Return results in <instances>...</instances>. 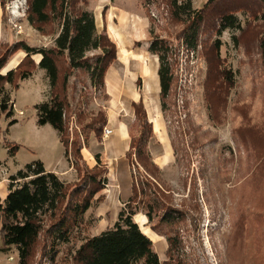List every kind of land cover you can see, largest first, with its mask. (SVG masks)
Instances as JSON below:
<instances>
[{
  "label": "rangeland",
  "instance_id": "374dc122",
  "mask_svg": "<svg viewBox=\"0 0 264 264\" xmlns=\"http://www.w3.org/2000/svg\"><path fill=\"white\" fill-rule=\"evenodd\" d=\"M139 1L140 12L148 20L147 40L141 42H147L149 52L134 56L130 52L126 58L116 52L102 87H91L84 72L70 74L65 110L69 151L73 155L72 140L82 146L95 137L94 132L83 126L99 112L106 118L116 115L126 122L130 140L134 141L140 127L130 102L132 93L138 92L147 111V120L153 123L149 154L159 164L162 156H166L156 178L163 189L171 190V205L178 215L177 220L169 224L160 221L159 216L151 224H146L142 213L134 216V221L152 241L161 264H264V237H261L264 236V208L251 205L264 204V57L260 47L264 41V5L257 0H236L251 9L235 12L241 30L226 29L219 34L213 26L206 25L200 33L198 46L191 49L180 38L187 27L169 18L165 1ZM207 1L192 0L191 4L194 9H200ZM20 2L26 3V0ZM19 9L12 7V16L19 19V32L23 34L15 35L8 24L9 14L5 7L2 8L4 28L9 33L13 31L18 36L16 40L33 47H53L58 24H47L45 33L41 34L30 26L26 13ZM208 15L209 24H213L214 12ZM235 35L237 44L233 42ZM216 39L221 41L216 59L218 67L210 70L208 58L214 59L211 45ZM154 40L158 45L167 46V62L173 76L164 107L160 101V87L155 86L153 93L150 80L138 74L140 66L159 67L158 55L150 51ZM4 44L10 42L1 41V48ZM141 45L135 43L133 52L139 51ZM99 52L91 51L88 55ZM33 57L36 56H32L34 60ZM14 58L19 59V56L13 54L5 66L8 67ZM46 86L36 74L19 83L11 93L17 123L8 126V120L0 117V159L7 164L3 166L4 174L13 173L35 160H40L47 169L67 166L57 131L50 125L36 124L34 105L47 99ZM79 113L82 116L78 121ZM6 144L17 145L13 156L5 149ZM157 155L161 158H155ZM131 173L133 169L126 160L117 161L108 169L107 185L118 174L122 175L120 180L113 182L119 185L118 196L122 199L126 197L122 190L123 179L129 181ZM72 178L75 180L70 182L76 181V172ZM239 198L243 201L238 202ZM240 203L244 205L239 206ZM241 207H245L243 211ZM102 209L97 205L88 210L81 235L70 244L59 246L54 261L49 260L48 248L43 250L39 243L30 264H72L71 256L80 245L81 237L99 234L116 221L117 217L113 221L108 215L99 216V212L104 213ZM241 211L245 215L243 236L239 227ZM167 236L173 242L171 249ZM0 259L3 264L16 262L7 260V255L1 251Z\"/></svg>",
  "mask_w": 264,
  "mask_h": 264
},
{
  "label": "trees",
  "instance_id": "16d2710c",
  "mask_svg": "<svg viewBox=\"0 0 264 264\" xmlns=\"http://www.w3.org/2000/svg\"><path fill=\"white\" fill-rule=\"evenodd\" d=\"M163 1L169 18L184 23L187 27L180 38L191 49L198 46L200 33L206 25L213 26L219 34L226 29L240 31L235 12L247 9L246 3L236 0H230L231 3L229 0H208L200 9L192 7V0ZM257 2L264 5V0ZM6 3L5 0H0L2 8ZM87 4L88 0H26V20L33 29L44 34L47 24H58L53 47H33L23 40L4 44L2 48L0 46V117L4 116L8 120V126L17 123L13 112L12 91L19 87L21 81L29 78L35 69L44 70L49 86L48 96L45 101L34 105L36 124H48L57 131L65 157L77 177L74 182L63 181L54 172L47 170L40 160L30 162L9 175L6 197L0 200V251L7 258L15 254V264H30L39 243L43 250L48 248L49 260L54 261L59 246L68 245L81 235L88 210L104 200L101 192L107 184V168L101 164L98 155H95V166L88 168L80 153L83 145L73 140L72 155L68 148L69 135L65 121L70 74L73 71L84 72L91 87H102L107 69L116 58L115 43L105 32H97L94 15L86 9ZM212 11L215 14L214 22L209 24L208 14ZM233 42L237 44L236 35L233 36ZM220 47L219 39L211 45L215 56L214 59L208 58L210 70L218 67L216 59ZM260 47L264 57V41L260 43ZM95 50L100 52L88 55ZM19 51L25 53L23 59L15 68L2 74L9 58ZM150 51L159 58L160 101L164 107L173 83L167 62L168 49L154 40ZM35 54L41 56L38 64L32 59ZM131 106L140 131L126 154L133 169L130 196L110 228L99 234L80 238L81 243L71 256L72 264H161L152 241L134 221V216L144 214L146 224H151L159 216L160 221L169 224L175 222L178 215L171 205V190L163 189L156 178L161 169L153 162L148 151L153 133L143 103L139 100ZM81 116L79 113L78 121ZM106 122L105 114L99 112L90 117L83 128L94 132L95 138L100 141ZM5 147L10 156L18 148L17 145L8 144ZM80 160L82 164H79ZM239 196L241 198V194ZM240 198L238 202L242 200ZM242 205L244 203L239 204ZM251 205L264 208L261 202ZM244 208L240 209L243 211ZM245 210L251 216L247 207ZM242 211L239 227L243 233L240 235L243 236L245 225L242 221L245 215ZM167 242L171 249V237L167 236Z\"/></svg>",
  "mask_w": 264,
  "mask_h": 264
},
{
  "label": "crops",
  "instance_id": "0c3cea01",
  "mask_svg": "<svg viewBox=\"0 0 264 264\" xmlns=\"http://www.w3.org/2000/svg\"><path fill=\"white\" fill-rule=\"evenodd\" d=\"M139 6H140L139 0H89L88 5L86 6V9L92 12L94 15L95 26H96L97 32L101 33L103 31L106 33V35L115 43L116 48H117V53L120 57L126 58L129 56L130 52H132L130 54L132 56L141 55V54L144 55L145 53L149 52V49H148L149 47L147 45V42H141V41L147 40L146 39L147 32L145 30V27L148 23V20L146 16H144L140 12ZM135 18H138L139 21H134ZM17 37L18 36H15L13 31L12 33H9L4 28L3 11L0 5V42L6 41V42L12 43L16 41L15 38ZM135 43H142L141 49L137 52H133V49H132ZM16 56H19V59L16 61L15 65L12 67H8L7 69L5 66L1 71L2 74H4L10 69L15 68L17 64L23 59V57L25 56V53L22 51H19L16 53ZM34 56H36V57H33L35 60V63L38 64L41 56L39 54H36ZM144 66H140L139 68V71H138L139 77L143 76L150 80V87L152 89V92L154 93L155 86L156 87L159 86L158 69L157 68L153 69L147 66L146 64L147 69H148L146 71L144 70ZM36 74H38L41 77L43 83L47 84L46 89L48 90L49 88L48 80L45 76L44 70L42 69H37L36 71L33 72V74L29 78L25 80H29L33 78V76H35ZM141 98L142 96L138 92H133L132 100L130 102V107L132 103L138 102L139 100H141ZM149 122L151 123L152 128H153V123L150 120ZM136 123H137V120H136ZM104 127L111 130V134L108 135L106 138L102 137L100 141H98L95 137L92 136L90 140H88V143L86 145L83 144V147L81 149V155H82L84 164L88 168H92L93 166H95L96 164L95 155H98L101 164H103L107 168L106 177L109 178L108 169L111 165L113 166L114 163H116L117 161L120 163H123L124 160H126L130 164V162L126 158V154L131 149L132 140H130L128 126L126 122H124L122 119H119V117H117L116 115L108 116L106 125ZM58 143L63 150V155H64V158L66 159L67 166L60 165V166H57V168L52 167V168H48V169L46 168V169L54 172L61 180L70 182L72 180H75V178H72V177H75V172L72 166L70 165L68 159L65 157L64 148L59 141V137H58ZM157 157L159 159L160 156L157 155L155 158ZM162 157L163 159L162 160L160 159L161 164L156 163L152 158L153 162L160 169L162 165L165 164V160H166L165 155ZM59 159L60 158L57 159L58 162H59ZM1 161H5V164L2 163ZM4 165H7L6 160L0 159V200H3L6 197L9 175L17 171L16 169L13 173L4 174L2 173ZM121 176L122 175L118 174L115 177V179H113V182L118 180L119 178L121 179L122 178ZM131 176H132V173L129 176V181H125V177L123 179L125 184H124V188L122 187L123 188L122 190L123 192L126 193V197L124 199L120 198V195L118 196V194L121 192L119 185H115L113 182H108V185L106 184L107 187L105 186V188L101 192L104 195V200L98 205L100 208L101 207L103 208L102 212L104 213L101 214L99 212L98 213L99 216L108 215L109 217L113 218V221H115V218L118 216V213L120 211V207L123 206L124 202L130 196V187H131V182H132ZM141 217H144L145 222H147L146 216L143 215ZM12 258L13 260H16L15 254L12 255ZM1 261L2 259H0V262ZM0 264H3V263L1 262Z\"/></svg>",
  "mask_w": 264,
  "mask_h": 264
},
{
  "label": "built area",
  "instance_id": "2783aa9c",
  "mask_svg": "<svg viewBox=\"0 0 264 264\" xmlns=\"http://www.w3.org/2000/svg\"><path fill=\"white\" fill-rule=\"evenodd\" d=\"M12 7H20L21 12L26 13L27 5H26V3L20 2V0H10L5 4V10L9 14L8 24L13 29L15 35H21L23 33L19 32L20 21L17 20V16H12ZM13 107H14V105H13ZM18 113L20 115H22V111H19ZM110 134H111V130L104 127L103 131H102V137L106 138ZM8 260L11 261V260H13V258L10 256V257H8Z\"/></svg>",
  "mask_w": 264,
  "mask_h": 264
},
{
  "label": "bare ground",
  "instance_id": "6f19581e",
  "mask_svg": "<svg viewBox=\"0 0 264 264\" xmlns=\"http://www.w3.org/2000/svg\"><path fill=\"white\" fill-rule=\"evenodd\" d=\"M25 3V2H24ZM14 8V7H13ZM17 9V8H16ZM20 10V9H19ZM21 16V15H20ZM19 20V19H18ZM17 59L18 58H14V59H12L10 62H9V64H8V67H10L11 65H13V64H15L16 63V61H17ZM144 66V65H143ZM8 67H6V69L8 68ZM147 69V67L146 66H144V70H146Z\"/></svg>",
  "mask_w": 264,
  "mask_h": 264
}]
</instances>
